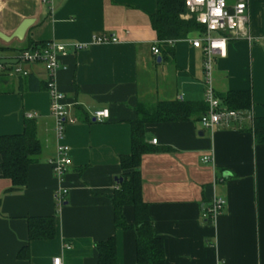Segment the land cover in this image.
<instances>
[{"label":"crops","instance_id":"1","mask_svg":"<svg viewBox=\"0 0 264 264\" xmlns=\"http://www.w3.org/2000/svg\"><path fill=\"white\" fill-rule=\"evenodd\" d=\"M0 0V32L12 35L24 20H33L23 41L0 40V136L22 134L28 114H36L41 154L28 169L22 190L10 192V180L0 171V264H97L96 244L114 237L118 264H137L135 231L116 229L112 199L125 171L121 157L130 155L138 108L160 102L204 103V55L194 49L191 34L169 42L173 57L158 62V36L150 17L157 0ZM247 5L241 31L229 34L225 58H217L213 88L217 97L231 91H251L252 108L238 120L222 123L214 132L197 116L183 122L146 123L144 139L151 152L140 164L141 197L164 241L166 264H264V145L250 131L264 117V0H225ZM115 37L112 44H92L83 51L68 49L55 81L76 120L62 141L56 137L50 113L48 74L39 64L21 65L29 74L10 77L3 60H18L20 52L49 43L91 44L93 36ZM34 76L42 89L26 90L23 80ZM21 80V84L18 81ZM46 84V89L44 85ZM25 85V86H24ZM23 89V90H21ZM107 109L109 119L93 121ZM157 140V145L152 144ZM69 148L72 166L56 179L52 163L59 145ZM210 161L202 163L204 158ZM1 161V158H0ZM66 189L58 207L55 194ZM215 198L226 206L212 223L203 212ZM132 225L134 212L124 208ZM56 216L52 240L30 242L29 261L18 252L28 243L30 217Z\"/></svg>","mask_w":264,"mask_h":264},{"label":"trees","instance_id":"2","mask_svg":"<svg viewBox=\"0 0 264 264\" xmlns=\"http://www.w3.org/2000/svg\"><path fill=\"white\" fill-rule=\"evenodd\" d=\"M157 11L150 17L153 30L158 36L157 48L161 59L171 58L175 50L169 42L185 41L191 34L204 32L203 26L193 18L184 19L186 5L184 0H157ZM23 80L25 89L38 92L42 85L34 76ZM21 80L18 81L21 84ZM5 81L0 77V93ZM23 85V84H21ZM24 85V86H25ZM46 89V84L44 85ZM23 90V89H21ZM221 104L229 110L246 112L251 110V91H231L221 97ZM205 103H180L179 101L160 102L150 108H138L139 116L133 123L132 149L130 155L121 157V168L125 171L122 181L112 199L115 228L135 231V256L137 264H166L164 241L154 233V226L147 210V204L141 197L142 183L139 167L142 158L151 152L144 139L146 123L183 122L197 116L200 122L207 110ZM22 134L0 136V171L1 176L12 183L10 192L22 190L28 182V169L37 162L41 154V145L36 136L33 120H28ZM250 131L257 145H264V117L254 119ZM131 208L134 222L130 225L124 216L123 209ZM56 216L30 217L28 222V243L18 252V259L29 261L30 242L52 240L56 236ZM97 264H118L117 242L111 237L96 244Z\"/></svg>","mask_w":264,"mask_h":264},{"label":"built area","instance_id":"3","mask_svg":"<svg viewBox=\"0 0 264 264\" xmlns=\"http://www.w3.org/2000/svg\"><path fill=\"white\" fill-rule=\"evenodd\" d=\"M42 4H50L48 0H41ZM186 5V16L184 19L193 18L198 24L204 27V32L198 33V38L191 41L194 49H201L204 55V103L208 107L200 122L204 129L214 132L217 126L222 123L229 124L232 120L240 118V112L229 110L223 107L221 100L217 97L213 88V71L215 60L217 58H225L227 54V43L229 34L241 31L245 22V12L247 5L244 1L237 2L234 6H230L225 0H184ZM91 44L68 43L59 44L56 42L46 44L44 46H32L20 52L18 64L8 68L7 76L25 77L29 74L27 70H23L21 65L39 64L41 63L48 74L47 93L50 98V113L55 119L56 137L58 141H62L67 126L75 123V119L68 112L65 105V97L60 92L58 84L55 81V74L60 69V60L68 55V49L75 52L83 51L92 44H112L117 41L115 37H107L105 35H97L92 37ZM154 55H158L160 50L157 47L152 49ZM21 64V65H20ZM4 69V67H0ZM179 101L183 102V96L179 97ZM109 111L102 109L93 113V121L102 123L109 119ZM27 119H35L36 114H28ZM152 144L157 145V140H153ZM56 160L52 163V171L56 179L63 180L66 170L72 166L69 156V148L59 145L56 151ZM210 161L204 158L202 163ZM68 194L66 189L59 190L54 199L57 206L61 207L65 203ZM226 201L222 198H215L205 207L203 219H207L215 223L224 212ZM53 264H63L62 259L56 258Z\"/></svg>","mask_w":264,"mask_h":264},{"label":"water","instance_id":"4","mask_svg":"<svg viewBox=\"0 0 264 264\" xmlns=\"http://www.w3.org/2000/svg\"><path fill=\"white\" fill-rule=\"evenodd\" d=\"M33 23H34L33 20H29V19L24 20L23 23L20 25V27L9 37L5 36L0 32V40L4 41L7 44H9L13 39L23 41L26 32L32 26ZM157 60L158 62H160L161 58L159 57ZM1 64L5 66L16 65L18 64V60H12V59L3 60Z\"/></svg>","mask_w":264,"mask_h":264},{"label":"rangeland","instance_id":"5","mask_svg":"<svg viewBox=\"0 0 264 264\" xmlns=\"http://www.w3.org/2000/svg\"><path fill=\"white\" fill-rule=\"evenodd\" d=\"M2 55H9V53H7V52H1V51H0V56H2ZM10 55H12V54H10ZM10 55H9V56H10ZM2 57H3V56H2ZM7 79L10 80V79H13V78H8V77H7Z\"/></svg>","mask_w":264,"mask_h":264},{"label":"bare ground","instance_id":"6","mask_svg":"<svg viewBox=\"0 0 264 264\" xmlns=\"http://www.w3.org/2000/svg\"><path fill=\"white\" fill-rule=\"evenodd\" d=\"M110 117V116H109Z\"/></svg>","mask_w":264,"mask_h":264}]
</instances>
